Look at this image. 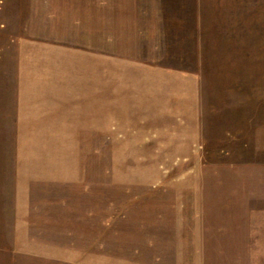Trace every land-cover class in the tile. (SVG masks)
I'll use <instances>...</instances> for the list:
<instances>
[{
    "label": "rangeland",
    "instance_id": "obj_1",
    "mask_svg": "<svg viewBox=\"0 0 264 264\" xmlns=\"http://www.w3.org/2000/svg\"><path fill=\"white\" fill-rule=\"evenodd\" d=\"M45 43L92 62L107 56L124 111L105 143L95 137L76 183L87 237L41 239L50 225L1 224L36 231L0 234V264H100L106 251L158 260L157 236L170 235L173 216L189 232L204 202L208 231L241 238L220 244L252 249L212 262L264 264V0H0L1 79Z\"/></svg>",
    "mask_w": 264,
    "mask_h": 264
},
{
    "label": "crops",
    "instance_id": "obj_2",
    "mask_svg": "<svg viewBox=\"0 0 264 264\" xmlns=\"http://www.w3.org/2000/svg\"><path fill=\"white\" fill-rule=\"evenodd\" d=\"M39 44L32 43L30 51L42 48ZM45 45V51L35 57L20 55L12 61V70L0 78V225L44 223L50 226L43 228L42 234L51 235L36 238L74 241L87 237L85 229L81 232L76 226V183L84 176L95 137L99 135L100 143H105L111 121L119 117L122 106L119 92H109L107 56L92 62L81 51ZM126 98L125 104L131 106L133 99ZM126 108L125 124L133 112ZM198 194L194 195L195 202ZM205 206V202L198 205L201 209L195 211L196 223L189 226V232H180L173 216L170 235L157 236L153 245L158 260L149 256L145 263L137 254L106 251L100 253V264H225L213 263L211 257L251 256V247L236 252L219 243L222 239L240 240L236 234L221 238L219 232L204 227L210 222L207 210L211 208ZM38 212L39 221H28ZM101 224L100 235L104 230ZM13 230L16 234L36 231L32 227H8L5 232L0 226V234ZM7 238L22 239L12 234ZM134 248L130 251L144 249L138 245Z\"/></svg>",
    "mask_w": 264,
    "mask_h": 264
}]
</instances>
